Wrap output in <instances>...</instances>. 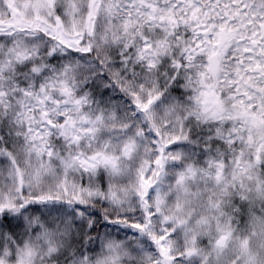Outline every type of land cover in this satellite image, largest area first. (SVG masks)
Wrapping results in <instances>:
<instances>
[{
  "label": "snow or ice",
  "instance_id": "snow-or-ice-1",
  "mask_svg": "<svg viewBox=\"0 0 264 264\" xmlns=\"http://www.w3.org/2000/svg\"><path fill=\"white\" fill-rule=\"evenodd\" d=\"M0 264H264V0H0Z\"/></svg>",
  "mask_w": 264,
  "mask_h": 264
}]
</instances>
